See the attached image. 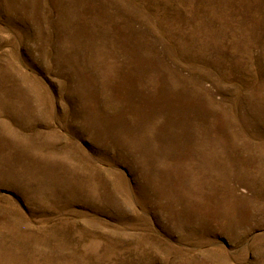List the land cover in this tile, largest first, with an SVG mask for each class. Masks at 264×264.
I'll list each match as a JSON object with an SVG mask.
<instances>
[{
    "label": "rangeland",
    "instance_id": "obj_1",
    "mask_svg": "<svg viewBox=\"0 0 264 264\" xmlns=\"http://www.w3.org/2000/svg\"><path fill=\"white\" fill-rule=\"evenodd\" d=\"M0 264H264V0H0Z\"/></svg>",
    "mask_w": 264,
    "mask_h": 264
}]
</instances>
